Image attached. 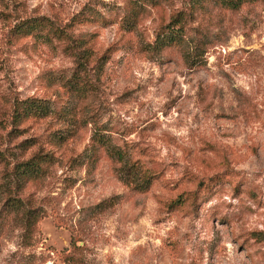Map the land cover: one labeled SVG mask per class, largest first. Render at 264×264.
<instances>
[{
	"label": "rangeland",
	"instance_id": "1",
	"mask_svg": "<svg viewBox=\"0 0 264 264\" xmlns=\"http://www.w3.org/2000/svg\"><path fill=\"white\" fill-rule=\"evenodd\" d=\"M234 1L152 46L172 0H0L4 264H264V0Z\"/></svg>",
	"mask_w": 264,
	"mask_h": 264
},
{
	"label": "clouds",
	"instance_id": "2",
	"mask_svg": "<svg viewBox=\"0 0 264 264\" xmlns=\"http://www.w3.org/2000/svg\"><path fill=\"white\" fill-rule=\"evenodd\" d=\"M88 2H89V0H82V3H88ZM35 3H36V0H32V6L33 7H35ZM126 3H127V0H102V3L96 4V10L103 17L104 20L110 21L112 17L109 13V10L107 8H105L104 6L105 5H108V6L114 5V6L119 7V8H124L126 6ZM172 5L173 6H172V8L169 9L168 16L166 17L163 25H161V22L159 21V19H156L155 23H153L152 19H149L147 21V25H148V37L146 40L147 44L155 46L156 36L154 33L156 31L160 30L161 27H166L167 24L172 23L171 16H172L173 12L179 13L182 10H186V9L190 10L192 7V0H186V4H185V0H172ZM198 26H199L198 22L194 23L192 25L193 28H197ZM168 35H170V33L167 31L161 32V38L162 39L167 37ZM189 51H192L191 47L189 48ZM141 63H147V61H142ZM65 68L66 69H74L75 65L71 61H68L67 64L65 65ZM152 71H153L154 75L157 77L160 76V74H161L160 69L158 67H156L155 65L152 66ZM131 75L134 78V82L131 85V88L133 90H135L136 83L147 78V73H142L141 71H138L135 68L133 69ZM29 95H35V93H29ZM21 99H23V97H21ZM114 99H115V97H109L108 103H111ZM163 103H164V99H163V97H161L157 101V106H159L160 104H163ZM131 119H132L131 117L128 118L129 122H131ZM168 119H169V121L175 120V116L169 117ZM103 122L104 121H102V123ZM171 131L175 133L176 130L171 129ZM187 131H188L187 128H184L181 130V133H177V135H180V134L187 135ZM84 143L89 144L90 139H86L84 141ZM79 151L83 152V145L81 146ZM21 231H22L21 229H18L17 233L19 234ZM16 250H17L16 244L15 243H9L7 245V247L4 248L2 252H0V264H4V258L8 257L10 255V253L16 252ZM240 259L241 260L243 259V255H241Z\"/></svg>",
	"mask_w": 264,
	"mask_h": 264
},
{
	"label": "trees",
	"instance_id": "3",
	"mask_svg": "<svg viewBox=\"0 0 264 264\" xmlns=\"http://www.w3.org/2000/svg\"><path fill=\"white\" fill-rule=\"evenodd\" d=\"M226 3H229V4H235V1L234 0H226Z\"/></svg>",
	"mask_w": 264,
	"mask_h": 264
}]
</instances>
